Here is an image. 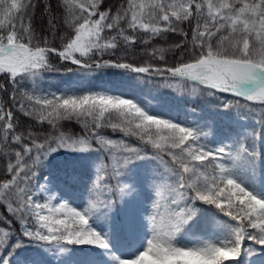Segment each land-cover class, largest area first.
<instances>
[{
  "label": "snow or ice",
  "instance_id": "6c2138e0",
  "mask_svg": "<svg viewBox=\"0 0 264 264\" xmlns=\"http://www.w3.org/2000/svg\"><path fill=\"white\" fill-rule=\"evenodd\" d=\"M60 4L68 31L58 35L49 4L44 12L50 17V40L37 38L30 20L24 23L28 9L36 7L33 0H0V76L6 78L0 83V95L8 96L11 106H18L24 116L51 126L43 138L31 131L18 133L13 111L0 103V152L9 158V178L0 180V206L7 209L0 216V264H10L9 258L23 246L15 223L31 242L59 253L72 245L95 246L111 264H233L252 255L253 246L264 248V193L256 182L255 129L234 130L227 137L230 144L208 147L201 142L208 135L201 129L155 114L133 98L71 90L19 94L18 88L21 81L35 82L42 73L54 71L53 57L90 69L93 65L88 61L97 54H115L122 43L131 48L138 31L148 36L145 44L167 32H180L187 40L181 25L195 20L188 61L181 57L175 66H159L117 59L97 61L94 66L158 76L169 87L179 85L177 90L182 92L190 85L193 94L230 93L250 103H226L225 111L235 107L255 116L256 105L264 110V0H127V7L121 6L115 15L100 11L102 0H60ZM106 31L116 34L106 36ZM186 47L185 42L175 45ZM165 51L154 49L151 55L163 61ZM259 119L264 120V111ZM72 120L81 124L80 135L63 131V122ZM105 129L122 135L114 139ZM59 150L93 157L82 210L61 198L40 197V192L49 190L33 183L38 181L37 169ZM142 164L146 167L139 168ZM43 179L49 181L48 176ZM141 183L154 194L150 211L128 218L125 227L129 233L142 227L149 236L137 250L121 256L92 221L107 219L117 200L136 197ZM200 206L213 210V215L205 218ZM216 213L227 219H219ZM202 225L215 226L216 238L179 243L180 237Z\"/></svg>",
  "mask_w": 264,
  "mask_h": 264
},
{
  "label": "trees",
  "instance_id": "16d2710c",
  "mask_svg": "<svg viewBox=\"0 0 264 264\" xmlns=\"http://www.w3.org/2000/svg\"><path fill=\"white\" fill-rule=\"evenodd\" d=\"M217 2V0H214ZM33 3L36 7L29 8L28 14L24 16V23L28 24L29 20L31 21V27L34 34L37 38H44L47 37L50 40L52 39L51 32L49 31V24L48 20L50 19L49 15L44 12V7L51 4L52 8L54 9L52 15L56 17V25H57V32L58 35H63L66 31H68L67 25L64 24V17H63V9L60 4V0H33ZM123 7H127V0H102V4L100 7V11H109L111 15H115L117 9ZM59 9V10H57ZM17 26H19L20 20L17 19L16 21ZM195 26V20L191 24L185 22L181 25V28L185 33H187V40L185 37L180 34V32H167L164 33L162 36L152 38L148 41L147 44L143 43L145 39H148V36L143 33L142 31H138L136 33L137 43L134 44L131 48H126L121 44V47L115 51V54H104L101 56L97 54L89 61H103V60H112L115 61L117 59L122 60L123 62H131L136 65H141L145 63H151L154 65L159 66H175L178 62H180V58L183 57L184 61H188L192 57V44L188 43L191 41V28ZM121 27L127 30V24L121 23ZM106 36L115 35V32H107ZM129 35H133V33L128 30ZM181 42L187 43L186 48L177 49L175 48L176 44ZM56 45L59 47V39H56ZM165 49L164 56L165 59L161 61L159 56L157 55L155 58L152 57L151 53L154 49ZM199 50L197 49V52ZM88 61V62H89ZM51 63L53 64L54 71L42 73V76L38 78L35 82L28 80V81H21L18 85L19 94H23L24 91L32 92L35 90L36 95H44V94H59L62 92H67L69 90L79 94L82 91H92L96 93L102 94H110L113 96H120V94H116L110 92L108 90H104L102 88L97 87V90H91L93 81L90 79V75L87 78L79 77L75 80L74 76L71 75V72H91L97 76H103L105 78H113L115 76H121L127 74L129 72L123 69H116V68H102V69H80L75 67V65H71L68 62H62L58 58L53 57L51 59ZM71 69V70H69ZM78 70V71H76ZM125 79L134 83L141 91L142 95H135L132 97L124 96L128 98H133L138 100L139 102L143 103L144 105L148 106L151 111L155 114L164 116L165 118L171 119L175 122L180 123L182 118L178 115V113L170 112L168 110V106L170 103L175 104L178 107H183L185 109L191 110L193 114L197 115L196 121L197 122H204V125L201 124L202 127L210 128L214 125H217L215 121L213 122L212 117L218 115V113L226 112L230 115L235 114H242L246 118L252 121V128L255 129V135L258 137L257 139V147L264 144V120L259 119V115L261 110L259 106L256 105L257 113L254 116L251 113H247L245 110L238 109L233 107L232 109L225 111L222 107L223 104L232 103L235 104L237 100L240 101L241 104L250 103L246 102L241 98L235 97L233 95H229L226 93H216L214 96H208L206 94V90L204 93H197L193 94L191 92V86L187 85L188 91H179L177 90L180 86L174 85L173 87H169L165 85V90L168 95L171 96H158L162 95L161 93L165 92L162 89V86L155 80L153 76H138L132 75ZM134 74V73H133ZM138 77L139 79H135ZM151 81H147V78ZM5 77L0 76V83L5 82ZM90 86H89V84ZM160 88V91L157 88ZM11 92V89H9ZM123 96V95H121ZM0 103H4L6 108L10 107L14 113L15 122L17 123V132L24 133L27 135L29 131L33 132L35 135L40 136L43 138L44 135L51 132V126L44 124L40 125L35 120L30 117H26L23 113L18 111L17 107H12L11 102L8 96L0 95ZM218 117V116H217ZM216 117V118H217ZM215 118V119H216ZM193 127H198L197 124L191 125ZM63 131L69 134L80 135L83 132L82 126L75 120L72 121H64L63 122ZM110 135L114 139H119L121 137V133L116 132L112 133L110 129L102 130ZM253 131V130H252ZM251 131V132H252ZM260 137V139H259ZM130 143H138L135 138H125ZM202 142V141H201ZM25 143H30L29 141H25ZM16 150L20 149L19 145L15 146ZM7 150V149H6ZM33 156H35V152H33ZM14 160V156L12 157ZM93 157L88 154H80V153H73L67 152L65 150H59L56 153H53L49 156L48 160L45 162V166L37 169V173L47 174L52 173L55 171H64L68 168H72V170H80V171H90V174L93 175V168H92V161ZM261 159L263 160L264 157L261 155ZM9 162V158L5 156L2 152H0V180H3L7 177L6 173V166ZM146 167V165H140L139 168ZM139 168L138 171L139 172ZM92 171V172H91ZM123 183V182H122ZM113 184H115V180H113ZM114 199H116L114 197ZM43 202V200H41ZM199 203V202H198ZM202 208L203 216L205 218L210 217L213 215V210L208 209L207 206H200ZM117 206L109 213V216L116 214ZM7 209L5 206H0V216L6 215ZM108 216V217H109ZM216 216L219 219H227L221 216V214L216 213ZM104 218L100 217L99 219H94L92 224L96 222H104ZM13 227L17 231V235L20 236L23 241V246L16 249L14 254L9 258L10 263L14 264L15 262L19 263L21 261V256L24 255L28 250L35 252L37 255L42 257L47 263H51L53 257L57 255L59 252L54 248H46L41 246L39 243H34L26 238L22 237V232L19 229V224L15 223ZM211 225L205 228L203 225L200 228H197L190 232V234H194L197 236H202L210 232ZM250 244V242H249ZM74 246H87L90 250H93L91 245H72L68 247V251L71 250ZM251 246V244H250ZM257 246H253L255 251L252 255L257 253ZM100 258V255H98ZM253 259V258H252ZM245 264H257L258 260H251V259H243Z\"/></svg>",
  "mask_w": 264,
  "mask_h": 264
},
{
  "label": "rangeland",
  "instance_id": "374dc122",
  "mask_svg": "<svg viewBox=\"0 0 264 264\" xmlns=\"http://www.w3.org/2000/svg\"><path fill=\"white\" fill-rule=\"evenodd\" d=\"M244 122L241 117H236L234 119H224L225 129L227 128L228 123H232L233 125H237L234 130L238 131H244L246 125H241V122ZM245 124V123H244ZM229 130V129H228ZM234 130H231L233 132ZM70 182H65V180H57L49 177V181L44 180L43 178H39L38 181L35 182V184H43L45 188H47L49 191H42L39 194L44 195L46 198L50 197H57L65 200L68 202L71 206L70 199L78 193V190L75 189V183H79L80 181L76 177H69ZM154 198L153 192L145 187L142 183L140 184L138 188V195L136 197H124L123 205H122V213L120 215V223L125 224L126 220L130 217H132V205L137 210V214L140 215H147L150 211L151 201ZM56 200H53V203H56ZM75 202H78L75 200ZM136 214V215H137ZM149 236V233L143 229L142 227H138L136 229V232L131 235V238L135 239L136 246L139 248L140 245L143 243L144 240H146ZM216 236H214L212 239H215ZM182 242L185 243H193L194 240L186 241L182 240ZM117 247L120 248V244L115 242V245L113 244V249L117 250ZM89 256L85 254H80L73 262L72 264H88L89 262ZM91 260V259H90ZM62 264H66L64 261L60 260ZM27 264H36V261L33 258H28ZM95 264H101L98 262H95ZM107 264V263H106Z\"/></svg>",
  "mask_w": 264,
  "mask_h": 264
}]
</instances>
